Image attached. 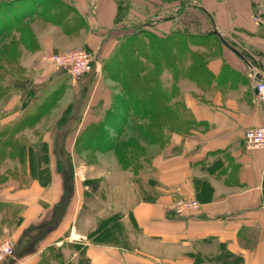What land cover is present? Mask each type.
<instances>
[{"label": "crops", "instance_id": "1", "mask_svg": "<svg viewBox=\"0 0 264 264\" xmlns=\"http://www.w3.org/2000/svg\"><path fill=\"white\" fill-rule=\"evenodd\" d=\"M261 3L189 0L162 9L157 34L188 44L178 51L175 100L190 114L191 127L145 161L139 179L118 164L87 178L73 158L68 170H76L75 179L65 173L72 191L36 179L17 191L20 239L31 225H44L21 243L35 250L16 264H264V150L248 149L245 141L249 128L264 125L255 89L264 80V25L253 18ZM68 4L74 10L53 13L56 22L37 30L30 66L63 48L57 39L64 37L101 60L125 31L117 0ZM179 198L197 199L201 208L178 215L170 204Z\"/></svg>", "mask_w": 264, "mask_h": 264}, {"label": "rangeland", "instance_id": "2", "mask_svg": "<svg viewBox=\"0 0 264 264\" xmlns=\"http://www.w3.org/2000/svg\"><path fill=\"white\" fill-rule=\"evenodd\" d=\"M117 1L120 6L121 20L125 23V31L122 32L121 38L104 58L100 60L98 57L101 62L100 70L92 73V76L77 79L66 71H54L51 63L53 54L80 49L76 47L77 41L72 37L58 38V44L65 47L61 46L62 50L58 49V51L41 56L38 58L39 61L30 66L31 60L35 57V51L38 50L37 30H48L49 22H56L54 14L63 16L74 10L73 6L68 4V0H0V4L6 3V6L0 5V87L4 86L5 89H8L6 96L0 101V126L6 132L5 138H2L4 144L0 143V147L4 146V148H0V243L7 241L14 249L10 257L0 260V264L6 260H11V264H16L21 257L32 253L35 249L33 250L30 244L23 246L21 243L25 238L30 241L37 237L32 235L31 231L36 228L40 229L44 225L42 223L31 225L20 239L18 229L20 206L15 193L28 186L36 178L31 175V162L28 155L20 158L21 150L17 149L18 146L25 147V151L28 150V152L30 148H34L36 153H41V156H43L41 147L43 145L46 147L44 151L47 152L45 160H47L49 171V175L46 177L50 182L48 185L54 180L61 182L63 194L67 190L72 191V188L68 186L67 175L58 162L60 156L66 162L72 163L73 158L77 163L82 162L78 168L88 178L92 171L94 174L97 172L105 174L112 169L113 164H118L123 168L120 165V160L124 159L128 151H134L133 154L140 157L141 161L144 155L152 158L165 150L150 144L152 140H147L142 132L148 124L161 129V122H167L160 120L162 119L161 114L155 116L157 120L150 121L144 117L135 119L133 124L140 128V133L124 128L117 129L118 126L124 125L121 117L127 116L128 112L117 114L112 110L110 115L112 116V113L115 116L118 115L119 120L109 121L111 124L109 127L94 129L90 125L96 120H102L110 106L111 108L120 106L123 109L122 104H130V89L135 96L139 86V82L134 79L136 57L146 67V72L154 69L156 73H161L151 60H147V54L140 51V46L142 48L150 45L158 47L159 41L154 46L151 40L153 39L154 42L155 39H159V36H154V34L159 35L154 24L159 22L162 9L176 7L177 3L185 4L189 0L180 2H176V0ZM163 39L168 40V38ZM169 40L168 47L177 46L176 36ZM181 43L182 49L188 45ZM136 46H139L138 51L133 53ZM176 51L174 50V53ZM156 52H158L157 48ZM159 52L161 54L160 49ZM169 54H171L169 48L162 49L161 55L169 57V60L172 61L173 53ZM181 58L179 55L178 61L175 63L178 70ZM162 73L163 85L168 87V90H172L173 98H176L180 93V89L177 87L178 77H173L167 68L163 69ZM127 74L128 79H126ZM27 79L32 83L30 82L29 88L21 89L20 81L25 82ZM51 91H56L53 102L47 103L42 111L32 114V118L28 119L25 126H20L19 123L37 109V106L36 109L34 106L37 102L34 103V101L44 100ZM168 103L172 104L170 101ZM129 106L131 107V105ZM33 115L36 116L33 118ZM17 121L18 123H16ZM184 121L186 122L185 116ZM185 122L184 126H187ZM6 137L13 139L9 146L5 143ZM158 139L162 142L160 137ZM159 140L157 141L160 142ZM66 171L70 172V176L75 179V169ZM176 200L170 204V207ZM62 204L63 199L58 205ZM193 211L187 210L184 213ZM114 220L115 218L104 224L111 223L112 225ZM103 236L100 234L98 238ZM90 237H95V233H92ZM2 249L4 250V248ZM56 254H58L57 251Z\"/></svg>", "mask_w": 264, "mask_h": 264}, {"label": "trees", "instance_id": "3", "mask_svg": "<svg viewBox=\"0 0 264 264\" xmlns=\"http://www.w3.org/2000/svg\"><path fill=\"white\" fill-rule=\"evenodd\" d=\"M6 3L2 2V4L0 5H5ZM154 34V33H152ZM154 36H159L154 34ZM153 38V37H152ZM164 37L159 36V39H155L153 42V39L151 40L152 45L157 44L158 41V47H153V46H140V51L142 50L143 53L147 54V60H151V62H153L155 64V67L157 69H159V72L161 71L160 74L156 73V71H154V69H152L151 71L148 70V72H146V67L142 65V63L140 61H138V57H136V60L134 61L135 63V68H134V79L136 82H139V86L137 87V93L135 94V96H133V92L132 89H130L131 91V101L130 104L128 103H124L122 104L123 109L120 108V106L118 107H114L110 106V108L107 110V114L105 117H103L102 120H96L94 121L90 126L94 129L97 128H104V127H109L111 124L109 123V121L111 122V120L115 121L116 119L119 120L118 115L117 114H121L123 112H128L127 116H123L121 117L124 121V125L122 127L118 126L117 129H125V130H130V131H134L137 133H140V128H138V126L133 124V121L135 119H139L140 117H144L151 120H157V118H155V116H157L158 114L162 115V119L160 120H166L167 122H161V129L155 125L152 126V124H148L146 125V127L144 128V134L147 138V140H152L150 141V144L155 145L156 147H159L158 149H167L170 142H171V138L172 135L174 133L177 132H187L188 129L191 127L193 120L190 116V114L187 112V110L185 109L183 103L181 101H177L175 100L176 98H173L172 95V90H168V87L164 86L163 81H162V75H163V69L167 68L168 71L170 72V74L173 77H178L180 70H178L175 67V63L178 61V51L181 52H185L184 49H182V43L180 41H177L176 44L177 46H173V48L168 47V44L170 43V38H168V40H164ZM133 40V39H132ZM160 42H161V46H160ZM155 46V45H154ZM169 48L171 54L173 53L172 57V61L169 60V57L166 58V56L161 55L162 54V49L164 48ZM139 48V46H136L135 49L132 51L133 53H135L136 51H138L137 49ZM156 48L158 50V52H156ZM159 49L161 51V54L159 52ZM174 50L176 51V53H174ZM169 54V55H171ZM167 65V66H166ZM132 68V67H131ZM107 69V67H106ZM144 72V73H143ZM86 75V76H90ZM92 76V75H91ZM126 79H128V74L126 75ZM32 81H25L22 82L20 81V87H22L21 89H26L27 87L29 88V84H31ZM18 84V83H17ZM176 86V84H175ZM6 87H0V101H2L3 97L6 96L8 89H5ZM54 95L52 96V99L49 100L48 102H46V104H42L41 101L36 100L34 101V106L36 109L37 106V111L35 110V112L30 113L29 115L26 116V118L24 119V121H22L20 124V126H25L27 124V122L29 121V118H32V114L38 113L39 111H42L44 106L47 105V103H51L53 102V98ZM172 102V104L168 103V102ZM176 103L174 104L173 103ZM113 104V103H112ZM131 105V107L129 106ZM157 105V106H156ZM160 106V107H158ZM113 110L116 111V115L115 116L111 111ZM185 111V112H184ZM183 112V113H182ZM115 113V112H114ZM123 113V114H125ZM36 116V115H35ZM33 115V118L35 117ZM184 116L186 118V122L184 121ZM183 119V120H182ZM159 120V117H158ZM26 121V122H25ZM184 122L185 124H187V126H184ZM18 123V121L16 122ZM176 128V129H175ZM187 129V130H186ZM5 129H3L0 126V143L4 144V141L2 140V138H5L4 135L5 134ZM13 136V135H12ZM162 139V142L158 139V138ZM157 140H159L160 142H158ZM10 142H13V139H10L9 137H6L5 139V143L9 146L11 145ZM15 143V142H14ZM17 147V146H16ZM0 148H4V146L0 147ZM42 155L41 153H36V149L34 148H30L29 152L28 150L25 151V147H21L18 146L17 149L21 150L20 152V158H23V156H27L30 159V164H31V170H32V177L36 178L42 185H48L49 179L46 178L49 175V171H48V166L46 164L47 160L46 159V154L47 152L44 151V148L46 149V147L43 145L42 147ZM28 149V148H27ZM33 149V150H32ZM163 149V150H164ZM31 150V151H30ZM162 150V151H163ZM134 151H128V153L125 154L124 159L120 160V165L124 168V169H129L133 172L135 178L139 179V176L142 177V174L144 173V170L146 169L145 161H149L150 157L144 155L143 158L141 159V161L139 160L140 157H136L137 155L133 154ZM133 155H135V157H133ZM58 162L60 164V167H62V169L64 170V172L66 173L70 167V163L68 164V162H65L64 159L60 156L58 158ZM41 165V166H40ZM66 168V169H65ZM70 173V172H69ZM68 175V172L66 173ZM89 185L92 188H96L97 186V182L96 181H89ZM107 225V224H106ZM228 264H236L234 262H229Z\"/></svg>", "mask_w": 264, "mask_h": 264}, {"label": "built area", "instance_id": "4", "mask_svg": "<svg viewBox=\"0 0 264 264\" xmlns=\"http://www.w3.org/2000/svg\"><path fill=\"white\" fill-rule=\"evenodd\" d=\"M253 16L256 23L264 25V3L256 6ZM51 63L54 71H66L77 79L99 71L101 67L97 54L85 48L53 54ZM255 89L258 101L264 102V80L257 81ZM245 141L248 149L264 150V125L249 128L245 132ZM199 209L200 204L198 200L184 198L177 199L170 207V210L178 215H181L187 210L196 211ZM13 251V247L7 241L0 243V260L10 257Z\"/></svg>", "mask_w": 264, "mask_h": 264}, {"label": "water", "instance_id": "5", "mask_svg": "<svg viewBox=\"0 0 264 264\" xmlns=\"http://www.w3.org/2000/svg\"><path fill=\"white\" fill-rule=\"evenodd\" d=\"M215 33H217V31H215Z\"/></svg>", "mask_w": 264, "mask_h": 264}]
</instances>
